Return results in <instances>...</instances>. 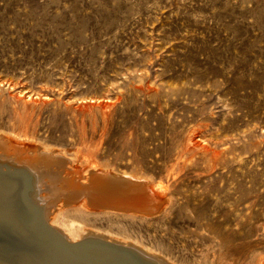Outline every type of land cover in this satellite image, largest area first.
<instances>
[{"label":"rangeland","instance_id":"1","mask_svg":"<svg viewBox=\"0 0 264 264\" xmlns=\"http://www.w3.org/2000/svg\"><path fill=\"white\" fill-rule=\"evenodd\" d=\"M0 135L174 194L102 229L179 264L257 234L264 264V0H0Z\"/></svg>","mask_w":264,"mask_h":264},{"label":"bare ground","instance_id":"2","mask_svg":"<svg viewBox=\"0 0 264 264\" xmlns=\"http://www.w3.org/2000/svg\"><path fill=\"white\" fill-rule=\"evenodd\" d=\"M4 141L0 140V264H179L161 239L155 240L158 249L148 248L96 224L101 216L122 215L129 229L133 217L165 214L174 197L164 190L168 187L160 189L148 178L82 159L58 157L40 146ZM183 197V217L201 220L194 212L198 195ZM191 206L193 214L187 212ZM35 209H40V216ZM214 229L207 226L204 231L214 239L219 235ZM255 236L247 243L232 241L225 249L238 256L234 264H260V237Z\"/></svg>","mask_w":264,"mask_h":264},{"label":"water","instance_id":"3","mask_svg":"<svg viewBox=\"0 0 264 264\" xmlns=\"http://www.w3.org/2000/svg\"><path fill=\"white\" fill-rule=\"evenodd\" d=\"M40 209H41V207H40ZM40 209H39V210H40ZM39 210H38V209H35V210L33 211L34 214H37V216H40Z\"/></svg>","mask_w":264,"mask_h":264}]
</instances>
